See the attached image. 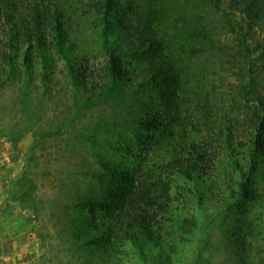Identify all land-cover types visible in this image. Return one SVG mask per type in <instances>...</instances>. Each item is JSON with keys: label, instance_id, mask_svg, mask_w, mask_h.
Instances as JSON below:
<instances>
[{"label": "rangeland", "instance_id": "1", "mask_svg": "<svg viewBox=\"0 0 264 264\" xmlns=\"http://www.w3.org/2000/svg\"><path fill=\"white\" fill-rule=\"evenodd\" d=\"M9 3L0 0V15ZM227 13L243 28L222 30L220 46L230 52L244 33L257 51L235 64L221 52L200 62L217 74L223 93L238 90L247 63L264 87V27L251 29L245 15ZM72 31L65 54L51 45L47 61L34 57L28 71L0 64V264H264V156L247 178L224 149L206 174L177 173L184 142L173 136L178 125L168 115L175 111L164 100L166 88L126 81L135 75L130 67L139 70L146 60L120 56L129 72L113 81L105 68L115 36L91 22ZM64 55L94 70L91 88L110 82L112 89L91 95L79 88ZM131 175L159 183L167 207L145 206L142 249L124 230L107 229ZM244 180L250 197L232 192ZM100 235H111V244Z\"/></svg>", "mask_w": 264, "mask_h": 264}, {"label": "trees", "instance_id": "2", "mask_svg": "<svg viewBox=\"0 0 264 264\" xmlns=\"http://www.w3.org/2000/svg\"><path fill=\"white\" fill-rule=\"evenodd\" d=\"M228 10L250 19L251 29L264 27V0H10L0 15V64L7 62L13 70L21 65L28 71L34 57L47 61L51 45L65 54L72 30L81 31L84 23L91 22L104 36H115L109 42L107 77L123 80V73L129 70L119 59L126 54L147 62L139 70L130 67L135 75L127 82L166 88L162 91L164 100L175 111L168 115L178 125L179 133L173 136L184 142L176 172L190 178L202 176L215 167L219 150L224 149L247 178V168L257 164L259 153L264 156V87L259 74L246 61L247 75L239 81L238 90L223 93L216 83L217 74L205 71L207 61L200 62L226 53L220 46L222 30L231 27L238 32L243 28L239 18L233 23ZM230 48L226 55L233 64L257 51L244 33L238 45ZM64 56L79 88L92 89L91 95L112 89L110 82L91 88L94 70L75 57ZM200 64L201 70H193ZM163 118L156 121L158 126L164 124ZM150 120L146 117L142 125L148 127ZM193 132L198 134L196 141L191 140ZM238 189L232 192L250 197L245 180ZM160 195L159 183L147 186L145 181L128 176L116 201L120 212H111L108 231L124 230L142 249L139 237L149 230L145 206L167 210L166 201H159ZM99 239L112 242L111 235H100Z\"/></svg>", "mask_w": 264, "mask_h": 264}]
</instances>
